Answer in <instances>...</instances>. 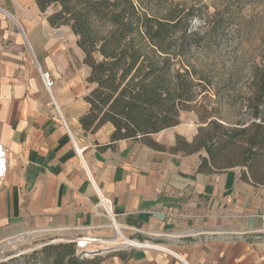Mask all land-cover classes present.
<instances>
[{
	"label": "crops",
	"instance_id": "0c3cea01",
	"mask_svg": "<svg viewBox=\"0 0 264 264\" xmlns=\"http://www.w3.org/2000/svg\"><path fill=\"white\" fill-rule=\"evenodd\" d=\"M0 6L10 14L0 12V146L8 154L0 241L132 237L139 246L116 243L124 247L99 254L101 264H264V182L241 164H213L196 143L195 114L181 111L174 126L116 140L110 123L83 129L90 68L76 36L49 23L53 6ZM42 71L53 78L49 90Z\"/></svg>",
	"mask_w": 264,
	"mask_h": 264
},
{
	"label": "trees",
	"instance_id": "16d2710c",
	"mask_svg": "<svg viewBox=\"0 0 264 264\" xmlns=\"http://www.w3.org/2000/svg\"><path fill=\"white\" fill-rule=\"evenodd\" d=\"M40 11L53 6L47 16L52 26H68L83 52V63L90 68L87 82L95 84L89 95L88 111L79 118L85 130H95L105 122L114 126L113 140L154 133L176 125L179 114L195 100V80L184 55L195 40L187 34L181 16L150 15L136 0H35ZM189 15V14H187ZM207 21V23H206ZM208 26V19H205ZM254 117L260 118L259 104L264 102V73L254 91ZM264 117L252 123L253 133L243 138L247 127L227 140L245 143L243 159L251 178L264 182L257 158L264 152ZM212 136L196 143L203 146L208 159L221 167L211 152ZM221 140V139H218ZM202 158L201 165L208 162ZM43 264H101L99 254L78 256L74 243L46 245L41 249ZM37 264V261H34Z\"/></svg>",
	"mask_w": 264,
	"mask_h": 264
},
{
	"label": "rangeland",
	"instance_id": "374dc122",
	"mask_svg": "<svg viewBox=\"0 0 264 264\" xmlns=\"http://www.w3.org/2000/svg\"><path fill=\"white\" fill-rule=\"evenodd\" d=\"M136 3L150 15L165 17L169 12L177 13L182 24L186 22V33L192 35L190 39L195 43L186 51L184 61L196 85L195 100L183 111L196 115L200 142L208 136L214 138L211 152L217 163H240L244 157L243 139L225 142L222 137L227 129L234 135L246 126L242 135L245 138L254 131L251 124L261 122L264 117V102L258 106L260 118L254 117L253 99L264 73V0H136ZM84 85L89 95L95 84ZM257 160L264 179V152ZM85 237L92 240L88 248H81L85 251L97 250L102 245L84 234L72 237L23 234L5 239L0 241V264H34V261L43 264L40 256L44 255L41 252L44 246L71 242L75 251H80L72 240Z\"/></svg>",
	"mask_w": 264,
	"mask_h": 264
},
{
	"label": "built area",
	"instance_id": "2783aa9c",
	"mask_svg": "<svg viewBox=\"0 0 264 264\" xmlns=\"http://www.w3.org/2000/svg\"><path fill=\"white\" fill-rule=\"evenodd\" d=\"M0 12L5 14L6 16H10V14L1 6H0ZM40 77H41L46 89L49 90L53 85V78H52L51 74L48 71H42L40 73ZM7 158H8L7 150L4 147L0 146V179L4 176V174L6 172ZM109 202L110 201L105 197H101L99 199V206L102 207L103 209H105L106 213H108L107 206H108ZM72 241L75 242L76 239L72 240ZM76 244H78V241Z\"/></svg>",
	"mask_w": 264,
	"mask_h": 264
},
{
	"label": "bare ground",
	"instance_id": "6f19581e",
	"mask_svg": "<svg viewBox=\"0 0 264 264\" xmlns=\"http://www.w3.org/2000/svg\"><path fill=\"white\" fill-rule=\"evenodd\" d=\"M77 241H78L77 247L83 248V249L88 248L89 245L92 243L91 242L92 240L89 238H86V237L85 238H79V239H77ZM115 241H116V239L113 238L111 240H100V243L108 244V245H114ZM120 243L125 244V245H138L139 246V242H137L135 240H129L127 238H123V241Z\"/></svg>",
	"mask_w": 264,
	"mask_h": 264
},
{
	"label": "water",
	"instance_id": "95a60500",
	"mask_svg": "<svg viewBox=\"0 0 264 264\" xmlns=\"http://www.w3.org/2000/svg\"><path fill=\"white\" fill-rule=\"evenodd\" d=\"M121 247H124V245H117V246H111V247H108V248H103V249H100V250H96V249H91V250H88V251H85L83 249H81L80 251H76V254L78 256H87V255H94V254H103L105 253L106 251H109L111 249H118V248H121ZM76 248H78L76 246Z\"/></svg>",
	"mask_w": 264,
	"mask_h": 264
}]
</instances>
